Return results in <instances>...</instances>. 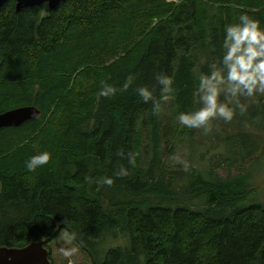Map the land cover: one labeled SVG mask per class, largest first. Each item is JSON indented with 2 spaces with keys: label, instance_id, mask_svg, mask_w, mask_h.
I'll use <instances>...</instances> for the list:
<instances>
[{
  "label": "trees",
  "instance_id": "1",
  "mask_svg": "<svg viewBox=\"0 0 264 264\" xmlns=\"http://www.w3.org/2000/svg\"><path fill=\"white\" fill-rule=\"evenodd\" d=\"M47 5L17 11L10 0L0 7V113L41 110L37 119L0 129V246L42 241L50 250L65 230L96 252V264H264V206L245 204L246 177L168 173L163 161L177 146V114L199 107L194 89L220 55L223 27L241 12L264 26V0ZM157 74L174 84L154 114L134 89L147 86L159 100ZM129 75L126 92L97 97L105 82L119 88ZM256 97L242 122L264 130V95ZM43 151L51 161L29 172L25 161ZM121 167L126 176L116 175ZM105 176L111 186L96 182ZM191 190L202 204L183 201ZM116 229L128 245L98 254L95 242Z\"/></svg>",
  "mask_w": 264,
  "mask_h": 264
},
{
  "label": "clouds",
  "instance_id": "2",
  "mask_svg": "<svg viewBox=\"0 0 264 264\" xmlns=\"http://www.w3.org/2000/svg\"><path fill=\"white\" fill-rule=\"evenodd\" d=\"M207 74H200L198 84L194 89L199 107L193 110L181 111L176 120L182 127L189 129H203L205 133L211 131L212 122L223 120L230 122L236 115L237 109L243 114L246 111L241 98H254L264 95V26L247 12L239 13L233 22L223 27L221 52L216 62L209 65ZM156 80L162 95L156 98L153 89L141 86L134 89L144 103H151L154 114L161 110V101H168L172 97L174 79L165 74H157ZM134 83L129 75L122 85L117 86L105 82L99 89L97 97H112L118 92H126ZM52 155L48 151L39 152L25 161L29 172L48 165ZM129 164L135 165L136 157L128 156ZM128 170L121 167L117 176H126ZM89 182L92 179L86 177ZM100 185L111 186L113 178L101 177L96 181ZM65 241L77 239L75 232L65 231ZM78 251L76 247H62L64 257H72ZM71 264V261H69Z\"/></svg>",
  "mask_w": 264,
  "mask_h": 264
},
{
  "label": "rangeland",
  "instance_id": "3",
  "mask_svg": "<svg viewBox=\"0 0 264 264\" xmlns=\"http://www.w3.org/2000/svg\"><path fill=\"white\" fill-rule=\"evenodd\" d=\"M245 100L247 104L245 105L246 111L243 114L237 109L233 120L224 122L219 127L218 124L223 120L212 122V127L216 126L218 129L215 128L207 133L203 129H191L193 131L191 132L189 128L178 125L179 129L174 133L177 146L172 155H163V161L169 169L168 173L183 168L189 172L193 169L204 173L213 171L222 178L245 176V204L254 201L264 206V130L258 128L255 124L242 122L244 116L249 113V106L253 101L258 102V98ZM165 110L166 112L171 111L168 103ZM226 137L229 138L225 144ZM259 139L262 140L260 145ZM242 141H245L248 147H253L251 149L254 152L242 147L246 150V154L243 156L242 149L239 150L241 148L239 142ZM176 180L181 183L180 179L177 178ZM1 190L2 185L0 184V192ZM183 194H185L182 197L183 201L190 200L197 205L203 203L202 198H198L192 190L190 194ZM59 232L58 237L48 244L53 264H69V261H71V264H96L95 251L77 244L75 240L65 241L63 239L65 230ZM128 241L127 234L116 229L105 238L97 240L95 249L98 254L103 255L111 248L128 245ZM62 247H76L78 251L72 257H64L60 252Z\"/></svg>",
  "mask_w": 264,
  "mask_h": 264
},
{
  "label": "water",
  "instance_id": "4",
  "mask_svg": "<svg viewBox=\"0 0 264 264\" xmlns=\"http://www.w3.org/2000/svg\"><path fill=\"white\" fill-rule=\"evenodd\" d=\"M10 0H0V7ZM65 0H15L17 11L29 6H42L48 3L50 9ZM41 110L35 105H23L0 113V129L19 127L28 120L37 119ZM50 251L42 241H36L24 247L0 246V264H53Z\"/></svg>",
  "mask_w": 264,
  "mask_h": 264
}]
</instances>
